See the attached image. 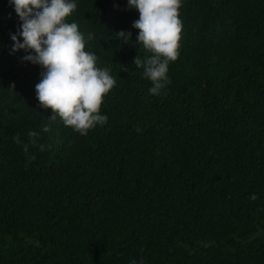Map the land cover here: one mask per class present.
I'll list each match as a JSON object with an SVG mask.
<instances>
[{
	"label": "trees",
	"instance_id": "obj_1",
	"mask_svg": "<svg viewBox=\"0 0 264 264\" xmlns=\"http://www.w3.org/2000/svg\"><path fill=\"white\" fill-rule=\"evenodd\" d=\"M77 4L68 22L116 80L87 136L39 107L42 68L12 52L20 20L0 0V264H264V0H182L159 97L134 65L148 53L115 39L136 40L138 10ZM30 130L50 146L34 161L13 140Z\"/></svg>",
	"mask_w": 264,
	"mask_h": 264
},
{
	"label": "clouds",
	"instance_id": "obj_2",
	"mask_svg": "<svg viewBox=\"0 0 264 264\" xmlns=\"http://www.w3.org/2000/svg\"><path fill=\"white\" fill-rule=\"evenodd\" d=\"M10 4L20 20L17 33L10 34L12 52L23 50V61L42 68L41 80L35 86L36 99L41 109L52 111L50 122L59 119L80 136H87L97 125H106L108 117L101 106L116 80L110 68L97 66L99 57L94 52L85 50L86 44L95 39L94 34H85L77 23L68 22L78 8L77 0H10ZM128 6L140 13V19L132 25L139 34L133 41L131 32L120 31L115 39L133 47L142 46L148 55L142 58L138 54L134 65L142 78L151 82L149 95H166L172 83L170 63L180 54L182 0H128ZM137 70L129 74L136 75ZM8 89L15 90V84ZM50 128L51 124L42 126L44 132ZM136 131L142 129L137 126ZM39 135L30 130L27 142L18 133L13 137L30 161L36 159L29 154L30 146L41 152L50 147L37 143ZM250 198L257 199L255 195ZM130 264H143V260L132 259Z\"/></svg>",
	"mask_w": 264,
	"mask_h": 264
}]
</instances>
